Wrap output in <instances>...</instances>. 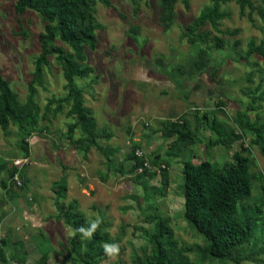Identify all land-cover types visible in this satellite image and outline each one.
Here are the masks:
<instances>
[{"label": "rangeland", "instance_id": "obj_1", "mask_svg": "<svg viewBox=\"0 0 264 264\" xmlns=\"http://www.w3.org/2000/svg\"><path fill=\"white\" fill-rule=\"evenodd\" d=\"M224 0L225 17L191 42L188 27L210 0H176L162 19L159 0H109L94 7L97 45L83 47L93 71L75 77L90 122L71 110L63 64L50 54L33 83L43 22L19 15L15 0H0V74L24 108L21 123L0 126V264H73L74 229L67 206L76 202L87 226L97 224L105 245H118L98 264H140L149 236L166 219L189 264H232L206 257V245L184 219L182 170L188 163L207 183L239 161L264 176V154L237 112L264 125V58L248 45H264V0ZM66 53L74 51L56 42ZM32 84V86H31ZM216 119L239 136L229 147L212 130ZM192 140H179L172 125ZM136 160L139 161L137 164ZM239 206L259 210L257 228L239 252L241 264H264V198L254 182ZM87 230V229H86ZM80 250L89 238L80 239Z\"/></svg>", "mask_w": 264, "mask_h": 264}, {"label": "trees", "instance_id": "obj_2", "mask_svg": "<svg viewBox=\"0 0 264 264\" xmlns=\"http://www.w3.org/2000/svg\"><path fill=\"white\" fill-rule=\"evenodd\" d=\"M176 0H159L162 19L167 21L173 15ZM224 0H210L211 5L188 27L187 38L191 42L203 39L197 29L206 23L216 29L218 22L225 17L221 13V3ZM100 3L108 6L109 0H15V11L23 15L27 11L36 12L42 22L43 31L38 37L40 53L35 61L33 83H40L44 65L48 55L54 54L63 64V75L69 88L68 99L71 100V110L83 124L90 122V110L83 107L82 94L74 85L75 77H83L93 70L83 64L85 56L81 53L83 47L90 51L97 45L93 7ZM240 7L251 8L250 0H238ZM264 15V12L261 13ZM70 47L74 53L68 54L56 42ZM256 53L264 58V45H248V54ZM31 84V86H32ZM24 108L18 102L9 82L0 74V126L7 128L10 123H21L24 118ZM238 127L242 130L250 129L253 133V144L258 146L264 154V125L250 124L244 112H237ZM172 125V132L179 140H192V135L184 134ZM212 130L218 136L220 144L229 147L239 136L228 131L216 119L212 121ZM137 164L139 161L136 160ZM249 161H239L224 175L207 183L203 175L194 170L188 163H184L182 170L184 219L187 224L202 238L206 245L200 249L209 258L241 264L243 257L239 252L247 245L257 228L259 210L248 212L239 204L248 199L252 193L254 182L259 183L264 198V176L253 170ZM67 216L71 221L75 233L69 241L73 253V264H98L106 255L103 247V234L96 227L92 236L80 250L81 228L87 226L82 213L77 209L76 202L67 206ZM150 255L140 264H189L177 247L173 231L166 219L158 218L149 236ZM4 241H0V260L4 259ZM40 264H47L46 257Z\"/></svg>", "mask_w": 264, "mask_h": 264}, {"label": "clouds", "instance_id": "obj_3", "mask_svg": "<svg viewBox=\"0 0 264 264\" xmlns=\"http://www.w3.org/2000/svg\"><path fill=\"white\" fill-rule=\"evenodd\" d=\"M97 227V224L96 223H93L91 225V228L90 229H84V228H81L80 229V232L83 233L84 237L86 238H90L92 236V233L95 231ZM105 252L109 255V256H114L116 254H118L119 252V247L118 245H105Z\"/></svg>", "mask_w": 264, "mask_h": 264}]
</instances>
